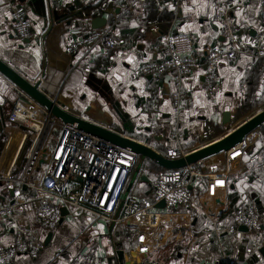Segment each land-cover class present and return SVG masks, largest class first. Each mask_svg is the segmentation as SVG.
<instances>
[{
    "label": "crops",
    "instance_id": "crops-1",
    "mask_svg": "<svg viewBox=\"0 0 264 264\" xmlns=\"http://www.w3.org/2000/svg\"><path fill=\"white\" fill-rule=\"evenodd\" d=\"M237 2L240 5L225 16L218 14V8ZM129 4L132 9L126 11ZM263 6L264 0H185L178 7L172 0H4L0 3V59L27 80L39 81L42 92L87 120L127 134L163 155L168 149L190 151L264 108V58L253 55L258 48L264 52L259 16ZM12 7L23 8L33 20L32 36L27 40L13 36ZM95 17L113 25L116 47L100 48L91 61L73 67L75 57L65 53V44L83 35ZM162 31L189 34L193 55L202 62L182 82L178 112L172 101L174 72L160 77L140 72L144 62L166 57L159 41ZM230 33L238 37L242 52L235 61L222 62L210 77L203 64L205 54L214 45L227 46ZM22 95L0 74V174L25 155L23 128L7 119L16 102L33 103ZM18 121L31 129L37 127L29 120ZM203 121L211 129L206 139L202 138ZM55 130L47 142L49 148L58 140ZM259 131V139L243 155L242 163L233 167L225 188L209 196L206 180L200 178L193 187L196 206L165 211L160 245L148 255L139 252L133 230L120 221L91 225L87 215L72 217L66 212L56 226H41L35 219L38 202L25 187L21 191L25 201L11 218L0 220V244L13 243L18 225L28 236L35 235L43 248L36 257L19 255L10 264H79L86 260L90 264H264V130ZM166 171L146 161L131 191L152 198L151 175ZM12 198V191L0 180V202ZM234 208L254 209L262 216L260 227L242 231L236 226L217 232L235 227L229 214Z\"/></svg>",
    "mask_w": 264,
    "mask_h": 264
},
{
    "label": "built area",
    "instance_id": "built-area-1",
    "mask_svg": "<svg viewBox=\"0 0 264 264\" xmlns=\"http://www.w3.org/2000/svg\"><path fill=\"white\" fill-rule=\"evenodd\" d=\"M184 1L172 0V3L178 7ZM240 3L220 7L218 14L225 16L230 9ZM131 9L132 4L127 5L126 11ZM259 16L264 37V6ZM152 28L157 31V28ZM32 29L33 20L25 10L21 7H12L14 38L19 41L27 40L32 36ZM35 37L38 38V35ZM228 39L227 46L214 45L205 54L203 64L210 77H214L217 67L222 62H233L242 52L238 37L234 33H230ZM159 41L165 49L166 57L161 61L144 62L140 72L154 77H160L168 71L174 72L172 101L175 112H178L181 107L182 82L190 78L202 66V62L193 55L195 50L193 40L185 32L162 31L159 34ZM115 47L113 25L100 28H91L88 25L83 35L66 42L64 51L74 55L73 67H75L85 61H91L98 49ZM253 55L256 58H264V52L259 48ZM19 118L29 120L38 127L34 126V129H31L28 125L19 122ZM7 119L11 124L23 128L22 141L25 143L23 146L26 145V151L23 157L25 162L18 172L12 165L4 174H0V180L5 182L13 195L11 201L0 202V220L11 218L15 208L25 201L21 195L24 187L32 191L31 199L38 202L35 219L45 228H52L60 222L63 217L62 209L72 217L78 214L87 215L91 225L114 220L115 210L138 160L134 150L67 126L53 118L36 102L30 105L16 102ZM202 125L206 128L202 138L206 139L211 134V129L205 121ZM54 127H57L60 133L56 144L53 148H49L47 142ZM30 134H32L30 142L27 144ZM40 136L42 141L39 139ZM259 137V129L253 130L240 143L221 153L219 158L211 162L206 159L198 160L163 173L152 174L153 197L147 198L130 191L115 221H120L133 230L141 254H150L160 245L159 230L165 211L178 206H196L193 187L200 178L206 180L209 196H215L220 189L226 187L227 178L234 172L233 167L242 163L243 155ZM45 147L51 151L49 160L47 163L39 164ZM20 148L21 146L19 150ZM186 152L185 149L177 148L168 149L164 154L172 159L181 157ZM16 156L12 159L13 163L16 162ZM252 160L253 157H250L249 161ZM161 201L164 202V207H156ZM229 214L235 227L217 229V232L232 231L236 226H244L248 231H255L262 222V216L252 208H234ZM13 234L12 244H0V264H10L19 255L36 257L42 250V242L35 235L28 236L22 227L18 225L14 227ZM60 253L61 251L56 257ZM79 264L90 263L86 260ZM227 264H235V262L231 261Z\"/></svg>",
    "mask_w": 264,
    "mask_h": 264
},
{
    "label": "water",
    "instance_id": "water-1",
    "mask_svg": "<svg viewBox=\"0 0 264 264\" xmlns=\"http://www.w3.org/2000/svg\"><path fill=\"white\" fill-rule=\"evenodd\" d=\"M105 24L106 20L103 17H95L90 20L91 28H100ZM0 74L8 79L23 93V99L26 98L25 100L36 102L42 108L47 110L56 120L79 131L96 136L104 141L134 150L137 153L138 160L136 162L135 169L129 178L122 199L115 210L114 220L111 221L112 224L115 223V220L119 217L124 199L130 193L138 171L146 161L154 163L166 170L192 164L198 160H204L229 150L233 146L240 143L251 131L259 129L264 124V108H262L221 137L187 151L185 155L181 157L171 159L159 153L142 141H139L127 134L120 133L116 129H111L105 125L87 120L75 112L66 109V107H62L55 99L47 96L40 90L39 81L31 82L27 80L2 59H0ZM225 114V116H228L229 113ZM50 154V149L45 147L42 150L39 164L47 163ZM156 207L163 208L164 202L161 201L157 203ZM66 212L67 211L65 209H62V215H65ZM239 230L248 231V229L244 226H240Z\"/></svg>",
    "mask_w": 264,
    "mask_h": 264
},
{
    "label": "rangeland",
    "instance_id": "rangeland-1",
    "mask_svg": "<svg viewBox=\"0 0 264 264\" xmlns=\"http://www.w3.org/2000/svg\"><path fill=\"white\" fill-rule=\"evenodd\" d=\"M55 128L57 129V127H54V129H55ZM31 135H32V134H30V135L28 136V138H27V142H26L27 144H29V142H30ZM33 135L35 136V134H33ZM54 135H56V137L59 136V131H58V129L55 130ZM18 161H19V160H18ZM24 162H25V160H24L23 158H21L20 162L16 164V166L14 167V169H16V171L18 172V171L21 169V167H22V165L24 164Z\"/></svg>",
    "mask_w": 264,
    "mask_h": 264
},
{
    "label": "trees",
    "instance_id": "trees-1",
    "mask_svg": "<svg viewBox=\"0 0 264 264\" xmlns=\"http://www.w3.org/2000/svg\"><path fill=\"white\" fill-rule=\"evenodd\" d=\"M260 129L262 130V132H263V130H264V124L260 127ZM257 165L259 164L258 162L256 163ZM252 165V164H251ZM155 166V165H154ZM159 170V169H158Z\"/></svg>",
    "mask_w": 264,
    "mask_h": 264
},
{
    "label": "snow or ice",
    "instance_id": "snow-or-ice-1",
    "mask_svg": "<svg viewBox=\"0 0 264 264\" xmlns=\"http://www.w3.org/2000/svg\"><path fill=\"white\" fill-rule=\"evenodd\" d=\"M4 2V0H0V3H3ZM141 240H143V237H141ZM144 249H142V251H143Z\"/></svg>",
    "mask_w": 264,
    "mask_h": 264
},
{
    "label": "bare ground",
    "instance_id": "bare-ground-1",
    "mask_svg": "<svg viewBox=\"0 0 264 264\" xmlns=\"http://www.w3.org/2000/svg\"><path fill=\"white\" fill-rule=\"evenodd\" d=\"M38 127V126H37ZM41 137V136H40ZM40 137H39V139H40Z\"/></svg>",
    "mask_w": 264,
    "mask_h": 264
}]
</instances>
